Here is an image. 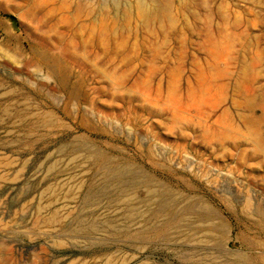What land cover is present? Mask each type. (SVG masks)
<instances>
[{
	"label": "rangeland",
	"instance_id": "1",
	"mask_svg": "<svg viewBox=\"0 0 264 264\" xmlns=\"http://www.w3.org/2000/svg\"><path fill=\"white\" fill-rule=\"evenodd\" d=\"M62 2L71 3L70 11L63 8L60 12ZM51 26L52 33L47 30ZM262 51L264 0H0V264H194L191 252L208 250L182 246L180 237L169 240L164 234H147L132 246L125 242V234L103 227L90 240L64 234L74 226L71 217L82 209L86 194L103 185L99 174L95 175L99 165L83 159L73 162L64 151L83 136L94 147L122 150L138 162L137 143H153L172 158L170 164L176 170L187 173V180H191L189 169L194 166L204 185L217 196L224 192L233 195L236 205L251 193L264 201V191L246 177L247 170L237 169L235 162H214L203 148L206 139H196L193 130L182 129L188 141H178L181 129L169 132L159 118L137 119L128 114L120 119L111 112L107 113L111 120H104L97 110L89 109L96 95L98 105L119 108L123 102L117 95L121 90L133 93L134 83L140 81L141 89L135 94L159 88L163 91L157 95L167 97L176 114L195 118L206 113L211 122L229 112L230 121L244 128L239 115L248 113L233 103L241 98L234 94L232 81L245 60L256 66V73L245 76V86L263 87ZM166 60L169 67L164 69ZM52 69L62 73L66 83L55 77L49 80ZM114 74L123 81L121 90L106 81ZM221 84L227 86L226 98L218 106L214 97ZM145 98L152 106L163 104L154 97ZM26 107L37 113L53 112L58 127L26 137L21 119L15 116ZM254 113L261 116L257 108ZM262 123L250 128L264 138ZM160 131L164 137L156 139L155 133ZM197 140L200 149L194 151L190 144ZM170 141H178L182 149L169 150ZM228 151L240 152L233 147ZM211 165L219 172L211 173ZM151 172L169 181L162 170ZM260 172L264 175V164ZM206 193L200 191L229 225L231 247L243 234L264 241L247 219L237 220ZM103 197L97 214L108 213L103 206L111 196ZM55 213L66 221L62 226L49 224ZM84 217L91 220L94 214ZM252 220L259 221V217ZM135 232L134 226L129 234Z\"/></svg>",
	"mask_w": 264,
	"mask_h": 264
},
{
	"label": "bare ground",
	"instance_id": "2",
	"mask_svg": "<svg viewBox=\"0 0 264 264\" xmlns=\"http://www.w3.org/2000/svg\"><path fill=\"white\" fill-rule=\"evenodd\" d=\"M61 5H63V2ZM68 6L66 4L63 7L60 6V12H63V8L70 11L69 7L71 8V6ZM47 30L52 33L54 26L53 28L51 26ZM71 35L73 34L71 33ZM55 36L57 37V35ZM61 38H64V36ZM219 48L222 49V47ZM262 52L264 53V51ZM262 52L259 54L262 55ZM259 54L257 55L260 56ZM165 65L164 69H167L169 67V60L165 61ZM255 69L256 66L252 62L242 61L238 78L232 81L234 94L241 98L239 102L235 99L233 103L235 106L240 104L244 108V111L248 113L239 115V121L244 128L233 124L232 120L230 121L229 112L224 113L227 114L225 117L219 115L217 119H211V122L207 121L209 115H206V113L195 118L176 114L174 113L175 111L173 112L169 108L168 98L162 94L157 95L163 91L159 88H151L149 90L145 88L144 92L135 94V90L141 89L139 86L140 81H136L133 85L135 92H122L123 81L120 82V78L115 74L107 78L108 80L106 81L110 82L112 87L115 86L116 90H121L117 95V99L122 101L123 105L119 108L107 103L101 106V102L98 105L99 96L96 97V95L93 97L89 109L92 112L97 110V116L104 120L110 119L111 115H107V113L111 112H115L114 114L120 119H124L128 114H133L137 119L146 116L159 118L163 121L164 129L170 130L169 132L174 130L172 131L173 133L175 130L181 129V132L177 133L178 141H188V137L182 132V129L193 130L196 133V139H206L203 148H205L206 153H210V157L214 162H235L237 169H246V177L260 186L264 191V175L260 172V168L264 164V138L257 130L250 128L264 121V86L256 88L254 86H245L244 84L245 76L249 73H256ZM61 74L59 75L55 69H52L51 77L48 76V79L50 80V78L55 77L62 84L66 83L67 78L61 76ZM224 78L226 80L229 79V82H231L230 78L226 77V75ZM226 90V84H221L215 90L218 94L215 93L216 97L214 98L218 106L225 100ZM151 92H155L154 96ZM146 96H149L151 99L154 97L153 100L155 102H163V104L152 106L151 103L148 104ZM51 97L53 98L52 95ZM256 108L260 111V117L254 113ZM77 110H79V106ZM140 110L144 111L147 115L141 114ZM15 116L21 119L20 123L23 126L26 137L44 128L58 127L57 125L59 124L55 119L54 113L51 111L37 113L31 108L26 107L23 111L17 110ZM162 133V131L156 132L155 138L161 139L164 137ZM88 140L83 136L77 138L76 141L67 146L65 150L69 148V151H64L67 153L65 156H70L73 162L76 159H83L87 164H93L95 167L99 165V172L95 175L99 174L103 185L92 188L86 194L81 201L82 209L73 212L74 214L71 217L72 222H75L74 226L64 231V234L71 236L80 235L90 240L93 235L100 234L103 231L101 229L103 227L104 230H112L125 234L128 239L125 242L132 246L141 242L140 238L145 239L147 234L158 236L164 234L162 236H165L169 240L180 237L182 246L190 248L201 247L208 250L207 252L203 250L191 252L193 255L190 261L194 264H264V241H258L256 238H251L249 234H243L238 238L240 244L236 242L231 247L228 223L220 215V212L210 204L209 200L204 199L200 195V191L205 190L208 199L215 200L219 205L224 204L226 209L237 220L242 221L243 218L247 219L249 227L258 229L264 240V201H260V197L251 193V195L245 197L242 201L239 200L240 204L236 205L233 203L235 201L233 195H227L224 192L220 196H217L211 187L206 186L207 184L204 185L203 179L193 169L194 166L189 169L191 180H187L184 177L187 173L183 170H176L170 164L172 163V158L168 154L158 151L153 143H137L138 162H133L131 161L132 157L126 155L122 150L97 148L92 146L90 144L91 141ZM178 141H174L173 144L170 141L171 144L169 146L171 147H169V150L174 149L179 152L182 148ZM229 147L240 150L239 154L229 153ZM190 148L198 151L200 149L199 141L197 140V142L190 144ZM176 164L182 168L180 163ZM210 167L213 168L212 170L210 169L211 173L219 172L216 170L218 168L215 165H211ZM151 170L155 173L158 170H162V173L165 177L169 178V181L158 179ZM175 179L176 182L173 184L172 181ZM210 184L214 186V183ZM249 191L256 192L253 188H250ZM256 194L260 195L261 193L256 192ZM104 195L111 196V201L103 206L108 213L97 214L98 210L101 209ZM112 209H114L113 212H111ZM86 214H94V217L90 220L84 217ZM255 216L259 217V221L252 220ZM48 222L49 224L59 223L62 226L66 221L60 220L59 215L55 213ZM134 226L137 232L133 233L132 236L129 232Z\"/></svg>",
	"mask_w": 264,
	"mask_h": 264
}]
</instances>
